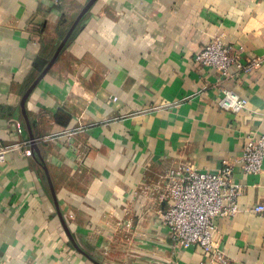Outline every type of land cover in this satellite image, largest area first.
Here are the masks:
<instances>
[{
  "label": "crops",
  "instance_id": "1",
  "mask_svg": "<svg viewBox=\"0 0 264 264\" xmlns=\"http://www.w3.org/2000/svg\"><path fill=\"white\" fill-rule=\"evenodd\" d=\"M88 2L0 0V142L27 150L0 164V264H211L172 245L141 191L179 163L214 172L264 136V62L241 71L264 59V0H96L23 102ZM219 34L242 49L221 82L192 63ZM220 87L246 107L221 109ZM233 170L239 211L215 219L213 240L229 264H264V164Z\"/></svg>",
  "mask_w": 264,
  "mask_h": 264
},
{
  "label": "built area",
  "instance_id": "2",
  "mask_svg": "<svg viewBox=\"0 0 264 264\" xmlns=\"http://www.w3.org/2000/svg\"><path fill=\"white\" fill-rule=\"evenodd\" d=\"M241 54L242 49L236 50L225 35L219 34L192 57V63L196 69H212L221 82L231 76V68L239 64ZM263 62L261 57L248 59L241 65V71L250 73ZM219 89L221 109L236 113L246 107V100L232 91ZM12 152L26 155V143L0 142V164ZM263 164L264 136H249L234 162H225L214 172H201L189 163H179L160 175L152 188L146 187L141 193L144 198L150 196L163 206L158 211L159 222L175 248H200L209 263L229 264L226 253L213 240L214 221L218 217H232L239 211L237 201L242 185L234 181L235 166L247 176L262 173ZM252 211L264 214V204L255 205Z\"/></svg>",
  "mask_w": 264,
  "mask_h": 264
},
{
  "label": "water",
  "instance_id": "3",
  "mask_svg": "<svg viewBox=\"0 0 264 264\" xmlns=\"http://www.w3.org/2000/svg\"><path fill=\"white\" fill-rule=\"evenodd\" d=\"M96 0H89V2L83 7V9L81 10V12L78 14V16L76 17V19L74 20V22L72 23V25L70 26V28L68 29V31L66 32L65 36L63 37L62 41L60 42L59 46L57 47L54 55L52 56V58L50 59V61L48 62L47 66L45 67V69L42 71L41 75L38 77V79H36V81L33 83L32 87L27 91V93L25 94V96L23 97V102H25V100L27 99V97L29 96L31 90L35 87V85L38 83V81L47 73V71L49 70V68L53 65L54 61L56 60L57 56L59 55L60 51L64 48V46L66 45V43L68 42V40L70 39V37L72 36L73 32L75 31L76 27L78 26V24L80 23L81 19L86 15V13L90 10V8L92 7V5L94 4ZM31 152L37 156H39V150L37 145L35 144L33 135H31ZM45 174L47 175L48 178V174L46 171V168L43 167ZM59 217L64 229V232L66 233L69 241L71 242V244L74 246V248L82 253L83 255H86L77 245V243L75 242L69 227L67 225V223L65 222V220L62 218L61 214L59 213ZM94 264H101L100 262L96 261V260H92Z\"/></svg>",
  "mask_w": 264,
  "mask_h": 264
}]
</instances>
